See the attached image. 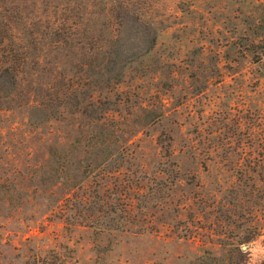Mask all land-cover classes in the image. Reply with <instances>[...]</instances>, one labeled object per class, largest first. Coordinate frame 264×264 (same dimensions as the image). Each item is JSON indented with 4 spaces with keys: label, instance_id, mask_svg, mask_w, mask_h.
<instances>
[{
    "label": "rangeland",
    "instance_id": "rangeland-1",
    "mask_svg": "<svg viewBox=\"0 0 264 264\" xmlns=\"http://www.w3.org/2000/svg\"><path fill=\"white\" fill-rule=\"evenodd\" d=\"M0 264H264V0H0Z\"/></svg>",
    "mask_w": 264,
    "mask_h": 264
},
{
    "label": "trees",
    "instance_id": "trees-1",
    "mask_svg": "<svg viewBox=\"0 0 264 264\" xmlns=\"http://www.w3.org/2000/svg\"><path fill=\"white\" fill-rule=\"evenodd\" d=\"M55 27H59V25H55Z\"/></svg>",
    "mask_w": 264,
    "mask_h": 264
}]
</instances>
